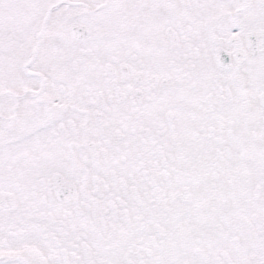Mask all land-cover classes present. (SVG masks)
I'll return each mask as SVG.
<instances>
[{
	"label": "snow or ice",
	"instance_id": "obj_1",
	"mask_svg": "<svg viewBox=\"0 0 264 264\" xmlns=\"http://www.w3.org/2000/svg\"><path fill=\"white\" fill-rule=\"evenodd\" d=\"M0 264H264V0H0Z\"/></svg>",
	"mask_w": 264,
	"mask_h": 264
}]
</instances>
